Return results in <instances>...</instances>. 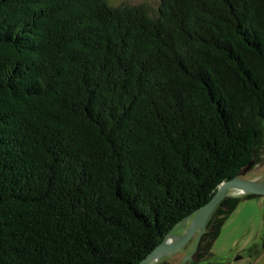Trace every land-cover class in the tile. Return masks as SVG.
<instances>
[{"label":"trees","instance_id":"16d2710c","mask_svg":"<svg viewBox=\"0 0 264 264\" xmlns=\"http://www.w3.org/2000/svg\"><path fill=\"white\" fill-rule=\"evenodd\" d=\"M263 154L264 0H0V264H140Z\"/></svg>","mask_w":264,"mask_h":264},{"label":"rangeland","instance_id":"374dc122","mask_svg":"<svg viewBox=\"0 0 264 264\" xmlns=\"http://www.w3.org/2000/svg\"><path fill=\"white\" fill-rule=\"evenodd\" d=\"M114 6L148 5L152 9L159 6L160 0H109ZM264 157V154H263ZM240 178L264 184V164H255L245 169ZM241 186L229 190L227 197H240L241 202L225 221L220 235L212 247V255L204 263L211 264H255L256 251L264 245V195L248 198ZM193 218H188L177 226L173 236L180 237L191 226ZM182 248L173 252L160 251L149 264H191L192 255L199 243V234ZM169 239V238H168Z\"/></svg>","mask_w":264,"mask_h":264},{"label":"water","instance_id":"95a60500","mask_svg":"<svg viewBox=\"0 0 264 264\" xmlns=\"http://www.w3.org/2000/svg\"><path fill=\"white\" fill-rule=\"evenodd\" d=\"M236 186H243L247 188L246 191H243L246 194L264 195V184L250 182L240 177H235L232 180L223 182L219 187L218 191L213 196V198L198 211L191 223V226L185 232L184 235L180 237L168 235L166 239L157 247V249L153 253H151L146 259H144L140 264H149L152 260H155L156 254L162 248H168L169 252L177 251L182 248L203 228H205V225L207 224L212 213L224 200L229 190L236 188ZM199 236L200 237L198 239V243L200 242L202 232L201 234H199ZM170 237L176 238V241L169 243L168 238Z\"/></svg>","mask_w":264,"mask_h":264},{"label":"bare ground","instance_id":"6f19581e","mask_svg":"<svg viewBox=\"0 0 264 264\" xmlns=\"http://www.w3.org/2000/svg\"><path fill=\"white\" fill-rule=\"evenodd\" d=\"M241 187H243V186H241ZM243 188H244L245 190H247V188H245V187H243ZM174 241H176V238H172V237H170L169 240H168L169 243L174 242ZM163 249H165V250H163ZM162 250H163V251H162ZM160 251H162V252H169V249H168V248H162V249L159 250V252H160ZM159 252H158V253H159ZM158 253H157V254H158Z\"/></svg>","mask_w":264,"mask_h":264},{"label":"crops","instance_id":"0c3cea01","mask_svg":"<svg viewBox=\"0 0 264 264\" xmlns=\"http://www.w3.org/2000/svg\"><path fill=\"white\" fill-rule=\"evenodd\" d=\"M255 264H264V251H263L262 254L259 256V258H258L257 261L255 262Z\"/></svg>","mask_w":264,"mask_h":264}]
</instances>
